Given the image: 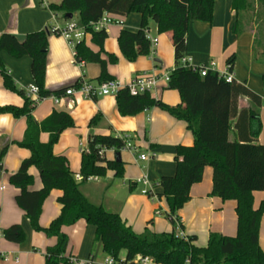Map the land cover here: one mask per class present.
Wrapping results in <instances>:
<instances>
[{
  "label": "trees",
  "instance_id": "1",
  "mask_svg": "<svg viewBox=\"0 0 264 264\" xmlns=\"http://www.w3.org/2000/svg\"><path fill=\"white\" fill-rule=\"evenodd\" d=\"M264 3V0H261ZM214 0H61L51 3L48 8L63 20L72 14L78 25L91 36V41L100 49L94 52L83 38L76 42L75 57L86 63H95L100 67L99 82L113 79L107 71L109 64H116V55L106 53L102 57L103 44L107 30H95L93 24L107 13L129 15L140 13V28L137 31L123 29L118 36L119 48L123 56L135 61L139 56L152 54V42L147 34L149 21L152 20L159 33L171 32L174 47L175 68L170 75L169 89H176L181 96V105L171 106L156 99L151 93L132 95L127 88L116 94L117 109L122 116H133L146 109L159 107L175 118L184 120L194 136L190 146L179 145L175 156L176 169L172 176H161L156 182L157 188L168 203L165 212L172 229L168 232H155L148 226L141 233L134 231L118 212L105 209L102 205L90 202L81 192L80 186L89 176H104L114 172L115 178H122L124 162L116 157L107 159L101 155L102 149H112L117 156L125 147L126 140L121 136L104 135L89 132L87 151L82 152L79 172H74L65 156L54 154V146L61 133L75 126L67 112L53 111L41 121H37L31 111L34 100L26 97L22 107L0 106V114L11 113L15 117L25 116L27 120L24 137L16 145L27 148L31 154L25 158L18 170L10 176V183L19 189L15 200L25 212L34 231H43L49 237H56L55 245L48 247L45 253L46 264H74L71 256L66 255L68 237L62 232L64 226H70L79 220L95 227V240L102 245L106 255L119 258L125 252L126 260L136 255H149L156 264H264V251L259 244V228L264 214V198L258 207H254L255 191L264 192V144L256 142L262 123L259 113L251 109H239L238 97L245 95L260 103L259 97L249 88L233 80L227 82L217 72L208 71L205 76L181 65L180 60L186 54V41L191 19L210 22L213 16ZM236 21L235 34L254 31L255 50L258 59L264 61V28L256 29L248 15L249 0H233ZM43 29L28 33L19 40L12 33L0 35V71L6 89L25 95L17 88L13 78L5 69L1 52L20 58L28 55L32 59V80L39 87L40 98L53 94L61 95L69 87L50 91L45 88L47 71L48 33ZM229 70L235 66V55L227 59ZM114 80V79H113ZM264 82V80H263ZM102 119L95 115L89 126H96ZM233 119H236L233 122ZM235 129L237 139H229V132ZM47 132V142L40 140V134ZM131 139V138H130ZM132 140V139H131ZM8 144L0 148V173L3 170V158ZM213 169L212 190L210 196L223 200L236 201L237 234L233 237L211 232L205 246L194 244L195 235H179L182 222L177 225L173 216L189 200L191 185L203 178L205 167ZM32 168H37L43 186L31 190L34 183ZM79 175L80 178L77 179ZM135 185L134 182L130 183ZM54 189L61 195L57 197L61 213L48 227L43 228L39 219L43 203ZM150 224V223H149ZM7 241L22 244L26 233L20 224H12L2 230ZM189 261V262H187Z\"/></svg>",
  "mask_w": 264,
  "mask_h": 264
},
{
  "label": "crops",
  "instance_id": "2",
  "mask_svg": "<svg viewBox=\"0 0 264 264\" xmlns=\"http://www.w3.org/2000/svg\"><path fill=\"white\" fill-rule=\"evenodd\" d=\"M46 2L50 4L47 0ZM232 2L233 0H214L213 16L210 22L190 20L185 56L198 65H209L215 62L217 70L226 71L228 57L235 55V66L232 71L235 82L249 88L260 100V103H257L241 95L238 97V107L256 110L259 113L262 129L256 142L264 144V61L259 60V55L256 54L254 31L234 33L236 15ZM107 14L113 22L105 26L107 38L101 55L104 58L106 53L117 56V63L109 64L107 67L113 79L122 84H128L143 72L153 69L171 71L175 68V51L171 32L159 33L156 24L150 20L147 34L149 38L156 39L152 48L153 52L150 55L139 56L135 61L130 62L119 48L118 36L123 29L137 31L140 28L142 16L140 13L125 16ZM56 20L57 22L54 19V13L48 6H43L40 0H0V35L8 32L14 34L19 40H23L30 32L50 30L55 23L62 25L65 22L59 15ZM84 39L94 52L99 51L100 48L91 41L89 34H86ZM73 54V49L67 40L50 30L45 76L46 89L55 91L64 86H71L83 72L90 82L100 83L98 81L100 67L95 63L85 62L84 67L81 68L75 63ZM1 58L17 88L25 91L29 85L35 83L31 75L30 56L17 58L3 51ZM2 78L0 71V106L22 107L27 97L26 93L23 95L6 89ZM151 95L171 106L181 105L179 92L176 89H169L168 86L158 88ZM69 102H73V105ZM55 110L67 112L75 122L74 127L61 133L59 141L54 146V154L65 156L74 172H79L73 167L77 166L79 156L81 165V143H85L81 141L77 151L74 150V145L77 144L78 138L84 137L87 141L90 131L104 135H127L132 139L133 146L138 148V151L122 149L118 155L126 164V176L123 180L129 182L128 192L122 198L123 202L111 199L106 201L110 205L104 202L96 205H102L108 211L118 212L123 220L138 233L143 232L147 226L158 233L170 231L171 222L158 217L162 215L166 217L165 212L169 207L165 197L157 195L155 198H149L141 192L142 186L136 184L135 180L145 174L152 182H158L161 176L174 175L177 146H190L194 142L193 133L188 129L187 123L159 107L146 109L133 116H122L117 109L116 97L112 95L85 99L75 94L69 98L65 96L60 104H56L52 96H48L35 102L30 113L37 121H41ZM97 114H100L102 119L96 126L90 127L91 119ZM235 120L233 119V122ZM26 122L25 116L15 117L11 113L0 114V148L5 144L9 146L3 158V170L0 173V248L5 252V259L0 264H46V250L57 242L56 237H49L43 231L32 229L25 212L15 200L19 189L9 181L21 162L31 154L29 149L16 145V142L24 137ZM237 136L235 129L229 132L230 140H236ZM48 139L47 132L40 134L42 142H47ZM150 151L156 153L154 158L144 162L138 159L139 153ZM105 157L113 160L117 154L114 150H107ZM31 173L34 176V183L29 186V189L38 190L43 186L39 171L37 168H32ZM212 176L213 169L210 166L205 167L202 180L191 185L189 200L176 215L182 222V230L185 234L196 236L194 244L197 246H205L211 232L230 237L237 234L236 201L209 195L212 190ZM109 178L110 182L106 189L116 183L117 178L114 177V172ZM131 182L135 185L131 186ZM80 190L90 201L89 194L82 190L81 186ZM157 192H161V189L156 188ZM59 195H61L60 190L54 189L43 203V211L39 219L43 228L48 227L51 221L61 213V205L57 201ZM253 196L254 207H258L264 198V192L255 191ZM157 210H160L161 214H157ZM16 223L20 224L26 233V240L22 244L7 241L2 235L4 228ZM62 232L68 237L67 256L74 257L84 264H105L103 260L106 254L102 250L101 243L95 240L96 232L93 225L79 220L74 225L64 226ZM259 244L264 251V214L259 228ZM124 255L125 252H122L120 256L124 257Z\"/></svg>",
  "mask_w": 264,
  "mask_h": 264
},
{
  "label": "built area",
  "instance_id": "3",
  "mask_svg": "<svg viewBox=\"0 0 264 264\" xmlns=\"http://www.w3.org/2000/svg\"><path fill=\"white\" fill-rule=\"evenodd\" d=\"M40 2L43 6H49L46 0H40ZM57 16L58 15L54 13V19L56 22H57L56 20ZM110 22H113V19L110 18L108 14H105L104 16H102V18L99 21L93 24V27L95 30H101L105 28L107 23H110ZM50 30L64 37L67 40L69 46H71V48L73 49L75 63L78 64V66H80L81 68L84 67L85 61L78 60L75 57L74 46L76 42L81 41L86 35V32L84 31V29H82V27L78 25L77 21L70 18L69 20H65L64 24L62 25L59 23H55V25L52 26ZM150 40L152 42V48H153L154 44L156 43V39L150 38ZM180 63L182 66L190 68L194 72H199L202 76H205L208 71L212 70L214 72H217L218 76L220 78H224L227 82H232L234 80V75L232 71L229 70L228 65H227L228 70L219 71L216 68L215 62H211L209 65H202V64L198 65V64H194L191 61V59L187 56H183L180 60ZM171 72L172 70L171 71H163V70L158 71L157 69H153L149 72H143L142 74L138 75L128 84H122V82H119L116 79L114 80L109 79V80H106L100 83L96 82V84H94L85 78V75L83 72L80 75V77L76 80V82L73 85L67 87L61 95L53 94L51 96L54 99V102L56 104H60L61 102H63L65 96L69 98L72 95L78 94L85 99H97L99 97L106 96V95L116 96V94L121 89H124V88H127L130 94L132 95H139V94H144L147 92L152 94L158 88L162 86H168L169 81H170ZM25 93L27 97L34 100V102H37L38 100L42 99L39 96V87L35 83L29 85L26 88ZM69 104L73 105V102H69ZM121 138H124L126 140V144L123 149L138 151L137 150L138 148H135V146H133L132 140L130 139L129 136L123 135L121 136ZM81 150L82 152L87 151L88 150L87 144L85 146V144L81 143ZM107 150H112V149H102L100 151V154L101 155L105 154ZM155 156H156V153L153 151L146 152V153L143 152V153H139L138 159L143 160L144 162L146 160H149L150 158H154ZM78 178H80L79 175L77 176V179ZM97 178H98L97 176H89L87 177V181H92ZM135 182L136 184H140L142 186L141 192L149 196V198H155L157 196L156 182H152L147 177V175L144 174L140 176L139 178L135 180ZM156 213L161 214V211L157 210ZM173 219L175 220L177 225L181 223V220L179 217L177 218L173 216ZM179 235L182 238L188 239L187 235L182 229H179ZM4 257H5V252H3L2 249L0 248V263L3 259H5ZM70 260L74 264H84L78 261L76 258L74 259V257H70ZM103 261L105 264H156L155 260L149 255H136L131 260H126L125 257H121V256L119 258H115L114 256L106 255Z\"/></svg>",
  "mask_w": 264,
  "mask_h": 264
},
{
  "label": "rangeland",
  "instance_id": "4",
  "mask_svg": "<svg viewBox=\"0 0 264 264\" xmlns=\"http://www.w3.org/2000/svg\"><path fill=\"white\" fill-rule=\"evenodd\" d=\"M49 3H59L61 0H47ZM250 8L248 13L246 12V15L249 16L252 24L256 26V29L259 31H262L264 28V3L261 0H249ZM76 19V18H73ZM74 57V54L72 55ZM69 129V128H67ZM65 131V130H64ZM83 142L86 144V138H78L77 139V144L74 145V150L77 151L80 148V142ZM86 146V145H85ZM79 160L77 161L76 165L73 168L75 170L80 169V156L78 157ZM112 172L108 171L104 176L98 177L96 181H88L84 184L81 185L82 190H84L86 193L89 194L90 201L95 203V204H101L105 203L107 204V200L114 199L115 201L123 202L122 198L125 196V194L128 192V185L129 182L128 180L125 181L123 178L126 176V170L124 171V175L122 178H117L116 183L113 184L112 187H107L109 182H110V174ZM117 197V198H116ZM124 205V204H123ZM110 207V206H109ZM162 220L166 221L169 220L168 218L162 216Z\"/></svg>",
  "mask_w": 264,
  "mask_h": 264
},
{
  "label": "water",
  "instance_id": "5",
  "mask_svg": "<svg viewBox=\"0 0 264 264\" xmlns=\"http://www.w3.org/2000/svg\"><path fill=\"white\" fill-rule=\"evenodd\" d=\"M68 18H72V14H68L66 15ZM118 158H120L119 156H117Z\"/></svg>",
  "mask_w": 264,
  "mask_h": 264
}]
</instances>
